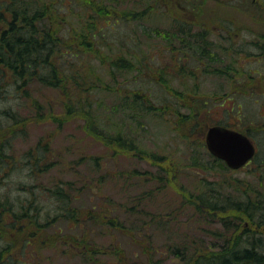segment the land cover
Here are the masks:
<instances>
[{"label":"rangeland","instance_id":"374dc122","mask_svg":"<svg viewBox=\"0 0 264 264\" xmlns=\"http://www.w3.org/2000/svg\"><path fill=\"white\" fill-rule=\"evenodd\" d=\"M98 1L107 11L141 14L117 23L114 16L99 15L96 26L102 27L113 49L98 44L97 49L104 54L81 51L82 55L70 59L66 66L81 64L102 78L103 90L92 94L91 105L98 125L105 130H122L128 141L134 140L135 151L111 155L112 150L102 140L85 131L82 115L64 114L62 91L38 84L31 86L36 103L22 99L19 128L24 134L12 141L13 151L23 154L37 141L48 142L55 163L42 174L44 183L54 178L69 180L78 188L76 192L82 195L85 207L101 205V209L96 206L94 210L112 209L120 219L125 218L123 209L142 194V207L152 214L159 210L168 213L182 205L183 214L179 211L178 216L174 214L177 220L171 221L181 222L185 233L192 232L190 225L199 226L192 240H201L208 247L222 245V238L214 234H219L222 226L209 222V215L197 213L185 200L201 195L217 198L213 190L251 200L252 206L257 205L254 219L263 211L257 207L264 201V0ZM78 3H48L46 22L64 42L60 49H69L65 44L69 43L71 50H90L79 43V32L87 29H82L83 12ZM179 24L190 26V30L180 31L176 28ZM156 25L165 31L157 34L152 29ZM198 33L205 36L201 51L193 48ZM129 50L133 53L132 66L115 69L112 75L111 52L122 54ZM76 91L73 82L68 81L66 96L77 97L72 94ZM14 102L11 97L0 100V108ZM79 102L86 105L85 100ZM115 106L120 107L114 110ZM215 124L247 132L255 143L256 154L243 167L230 169L226 165L227 169H219L208 163L203 164L205 168L193 161L195 158L205 163L207 155L203 150L209 153L205 134ZM12 176L6 180L21 178ZM147 190L150 196L145 195ZM90 224L92 231H83V226L60 230L72 235L63 248L58 247V254L51 247L43 249L39 264H127L126 259L132 264L128 257L137 264L151 260H146L147 253L140 247V236L127 234L129 228L122 233L105 223ZM243 225L260 229L247 221L239 224ZM145 226L147 230L151 228L149 224ZM165 239L166 235L157 236L154 243L161 245ZM119 248L124 257L115 252ZM85 256L92 257L91 261L84 260ZM157 256L166 264H183L166 248L153 259Z\"/></svg>","mask_w":264,"mask_h":264},{"label":"trees","instance_id":"16d2710c","mask_svg":"<svg viewBox=\"0 0 264 264\" xmlns=\"http://www.w3.org/2000/svg\"><path fill=\"white\" fill-rule=\"evenodd\" d=\"M49 1L0 0V100L5 101L9 97L15 100L14 105L0 108V264H39L38 261L43 257L41 251L46 247H51L54 253L61 252L58 247L65 246L72 235L61 233L64 227L67 230H76L83 226V231H92L91 221L114 226L122 233L129 228L127 234L135 233V237L140 236L138 240L143 252L147 253L146 260L151 259L142 264H166L159 256L153 259L156 254L162 253L163 248L183 264H264V201L257 207L263 211L254 219L253 213H256L257 205L252 206L251 200L236 199L229 194L216 193L213 190L211 192L217 194V198L204 195L186 197L188 200L185 202L196 209L197 213L204 212L211 217L209 222L219 223L223 228L218 230L219 234L214 232L218 238H222V245L208 247L201 240H192V233L198 230L199 226L192 224V232L185 233L181 222L174 221L177 220L174 214L178 216L179 211L183 214L182 205L174 207L168 213L159 210L152 214L142 207V194L123 209L125 218L120 219L118 215H113L112 209L94 210L98 204L85 207L81 202H84L82 195L76 192L78 188L69 180L54 178L47 183L43 182L42 174L49 171L55 163L54 153L48 142L42 144L37 141L34 148L16 155L11 145L15 138L24 134L19 128L22 125L19 114L24 105L22 99L36 103L31 90L34 84L62 91L64 114L82 115L85 118V131L90 136L102 140L106 147L112 150L111 155L135 151L134 140L128 141L122 130H105L98 125L99 119H96L97 115L91 105L94 101L92 94L98 89L103 90L102 78L99 75L94 76L91 68H82L81 64L73 67L66 65L70 63V59L78 54L82 55L79 53L81 51H92L101 56L104 53L97 49L98 44L104 43L107 49H113L111 42L105 38L102 27L96 26L99 15L109 18L114 16V22L117 23L120 19H136L141 13L111 9L107 11L98 0H78L84 19L82 29H87L85 32H79L78 42L90 50H71L69 43H65L70 46L67 47L69 49L63 50L60 47L64 42L50 30L46 22ZM176 28L180 31L190 30V26L184 27L183 24ZM152 29L156 30L157 34L165 31L158 25ZM195 36L193 48L195 51H201L204 48L201 44L205 36L202 33ZM133 37L134 35L132 39ZM202 53L204 55V52ZM111 54L114 55L109 67L112 75L116 73L115 69L127 70L132 66L131 50L127 53ZM136 55L139 58V53ZM68 81L73 82L77 94H72L77 97L66 96ZM80 100H85L86 105L82 106ZM119 107L115 106L114 110ZM118 148L121 149L119 152ZM203 151L207 155L205 163L193 158L194 162L205 168L204 165L210 163L213 167L227 169L221 159ZM87 164L93 165L92 162ZM12 175L21 178L7 181ZM182 194H185V191L182 190ZM145 195L150 196L148 190ZM97 208L102 207L99 205ZM142 215L148 218L139 219ZM197 217L196 223L200 220L199 216ZM172 219L174 220L171 221ZM244 221L260 229L244 225L240 227L239 224ZM174 223L176 225L170 227V224ZM147 224L151 225L149 230L146 229ZM164 235L166 239L163 244L154 243L157 236ZM115 252L124 257L121 248ZM90 259L92 257H84L86 261H91ZM128 260L137 264V260L130 257ZM126 263L129 264L127 259Z\"/></svg>","mask_w":264,"mask_h":264},{"label":"water","instance_id":"95a60500","mask_svg":"<svg viewBox=\"0 0 264 264\" xmlns=\"http://www.w3.org/2000/svg\"><path fill=\"white\" fill-rule=\"evenodd\" d=\"M205 145L213 156L223 160L232 169L241 167L255 153V146L249 136L219 124L207 128Z\"/></svg>","mask_w":264,"mask_h":264}]
</instances>
